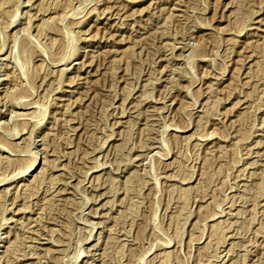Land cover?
<instances>
[{
	"label": "rangeland",
	"instance_id": "rangeland-1",
	"mask_svg": "<svg viewBox=\"0 0 264 264\" xmlns=\"http://www.w3.org/2000/svg\"><path fill=\"white\" fill-rule=\"evenodd\" d=\"M0 264H264V0H0Z\"/></svg>",
	"mask_w": 264,
	"mask_h": 264
},
{
	"label": "bare ground",
	"instance_id": "bare-ground-1",
	"mask_svg": "<svg viewBox=\"0 0 264 264\" xmlns=\"http://www.w3.org/2000/svg\"><path fill=\"white\" fill-rule=\"evenodd\" d=\"M33 164H34V162H33ZM33 167V166H32Z\"/></svg>",
	"mask_w": 264,
	"mask_h": 264
}]
</instances>
